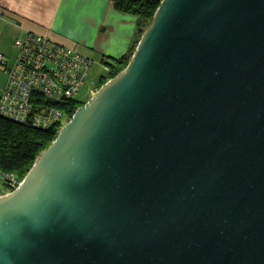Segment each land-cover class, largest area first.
<instances>
[{
    "label": "water",
    "instance_id": "1",
    "mask_svg": "<svg viewBox=\"0 0 264 264\" xmlns=\"http://www.w3.org/2000/svg\"><path fill=\"white\" fill-rule=\"evenodd\" d=\"M0 264H264V0H160L0 195Z\"/></svg>",
    "mask_w": 264,
    "mask_h": 264
},
{
    "label": "trees",
    "instance_id": "2",
    "mask_svg": "<svg viewBox=\"0 0 264 264\" xmlns=\"http://www.w3.org/2000/svg\"><path fill=\"white\" fill-rule=\"evenodd\" d=\"M110 2L114 10L135 17V31L131 44L125 53L113 60H103L104 67L102 69L105 72L99 79L105 80L113 78L125 67L160 0H110ZM38 45L39 43L35 41L33 43L27 42L23 47L25 51L20 50L25 54H22L21 60L15 61L14 65L6 67L2 59L0 60L6 74L5 86L0 92V102L7 90L11 91V99L13 98V105L8 104L4 108L0 107V195L11 188L10 179L16 182L22 179L39 153L55 138L60 127L64 125L63 122L68 121L73 112L85 102V99L77 97V94L84 85L92 61L72 47L74 52L85 58L90 67L86 71L83 83L76 92L68 97L64 95L58 98L48 97V95L43 94L42 83L44 78L39 77L34 72L39 70L40 74L47 73L49 75L52 72L49 67H55L57 59L45 56L42 57L41 62H38L36 60V54L39 53ZM26 56L32 57L31 63L26 60ZM37 62L41 64V69L35 70L34 65ZM20 64L23 69L16 70V76H13L11 72L15 66ZM17 76L19 77L17 78ZM70 80L73 78L67 73L61 75L57 82L59 90L72 86L69 83ZM24 91L27 92V95L22 96ZM26 100L27 102H25ZM51 111L60 113L59 118L53 119ZM33 118L38 120L37 123L33 122Z\"/></svg>",
    "mask_w": 264,
    "mask_h": 264
},
{
    "label": "crops",
    "instance_id": "3",
    "mask_svg": "<svg viewBox=\"0 0 264 264\" xmlns=\"http://www.w3.org/2000/svg\"><path fill=\"white\" fill-rule=\"evenodd\" d=\"M134 31L135 17L114 10L110 0H0V56L6 67L16 60L15 41L35 33L73 47L103 68L104 59L127 51ZM5 82L0 64V92Z\"/></svg>",
    "mask_w": 264,
    "mask_h": 264
},
{
    "label": "built area",
    "instance_id": "4",
    "mask_svg": "<svg viewBox=\"0 0 264 264\" xmlns=\"http://www.w3.org/2000/svg\"><path fill=\"white\" fill-rule=\"evenodd\" d=\"M31 34L34 36H32ZM29 41H31L32 43L34 41L39 43L38 45L39 53L36 54L37 55L36 60L38 62H41L42 57H45V56L47 58L57 59V63L55 67L54 66L49 67V70L52 71L49 75L47 73H42V74L39 73V70L37 69H41L40 63L37 62L34 65L35 70H37L34 72V74H38L39 77L44 78L43 83H42L44 95H48V97L50 96V97H57V98L60 97L61 95L68 97L73 92H76L81 87L83 83V79L86 75V71H88L90 68L87 65L85 58H83L78 53L74 52L71 46L62 45L61 43H57V42L55 43L53 40L48 39L47 37L42 36L40 34L30 33L24 39H17L15 41V45L18 47V52H17L15 61L21 60V58L23 57L25 53H22L20 50H23V47ZM24 51L25 49L23 50V52ZM25 58L29 63L32 62V57L29 58L28 56H26ZM0 60H1V56H0ZM18 69H21V70L23 69L21 68V64L18 66H15L11 74L13 76H16L15 71ZM66 73L73 78V80L69 81V83H71L72 86L68 88H64L63 90H59L57 86L58 79H60L61 75H64ZM18 77L19 76H17V78ZM25 95H27V92L24 91L22 96H25ZM12 99H11V91L7 90L5 95H3L2 97V101L0 102V107L4 108L8 104H12V101H13ZM25 102H27V100ZM59 114L60 113H58L57 111H51V116L53 119L59 118L60 116ZM37 121L38 120L36 118H33V122L37 123ZM17 183L18 182L10 179V187H11L10 189L12 190L17 185Z\"/></svg>",
    "mask_w": 264,
    "mask_h": 264
},
{
    "label": "rangeland",
    "instance_id": "5",
    "mask_svg": "<svg viewBox=\"0 0 264 264\" xmlns=\"http://www.w3.org/2000/svg\"><path fill=\"white\" fill-rule=\"evenodd\" d=\"M104 72L105 71H103L102 66L99 65L96 59H94L93 64L91 65V68L88 72L87 78L84 82V85L82 86L80 92L77 94V97L85 99L84 103H86L90 99V97L95 93V91L100 86H102L104 83H106L109 80V79L108 80L99 79L100 76L104 74ZM67 122L68 121L65 120L63 123L66 124ZM9 191L11 190L7 189L6 193Z\"/></svg>",
    "mask_w": 264,
    "mask_h": 264
}]
</instances>
